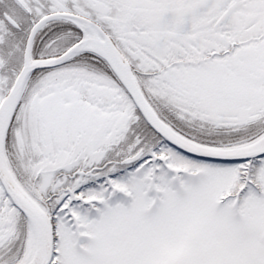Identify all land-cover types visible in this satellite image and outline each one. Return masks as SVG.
<instances>
[{"label": "snow or ice", "instance_id": "6c2138e0", "mask_svg": "<svg viewBox=\"0 0 264 264\" xmlns=\"http://www.w3.org/2000/svg\"><path fill=\"white\" fill-rule=\"evenodd\" d=\"M0 264H264V0H0Z\"/></svg>", "mask_w": 264, "mask_h": 264}]
</instances>
